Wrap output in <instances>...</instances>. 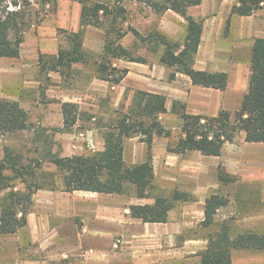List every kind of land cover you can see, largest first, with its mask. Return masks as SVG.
I'll list each match as a JSON object with an SVG mask.
<instances>
[{
  "label": "crops",
  "instance_id": "crops-1",
  "mask_svg": "<svg viewBox=\"0 0 264 264\" xmlns=\"http://www.w3.org/2000/svg\"><path fill=\"white\" fill-rule=\"evenodd\" d=\"M93 1L109 4L117 0ZM236 3L237 0H201L199 4L188 8L189 15L201 20L200 41L192 66L197 70L226 72L227 85L224 90L194 85L189 77L178 72L173 79H169L172 68L159 62L163 47L159 46L156 51L150 50L147 48V40L141 43V48L137 52L145 58V62L113 59V65L127 68V73L119 84L111 85L105 80L97 79L96 66L92 62L72 64L69 78H63L54 71L45 72L46 76L52 81L62 82L69 79L73 82L70 88L66 87L67 89L60 90L56 94L61 104L67 101L82 102V98L90 93L89 90L97 87L100 91L109 89L113 93L110 99L118 102L124 97L127 87L131 86L127 99L129 102L126 106L130 104L135 90L140 89L163 94L166 97L168 111L174 100L185 103L186 112L192 114L212 116L220 109L237 110L247 90L254 39L264 38V8L254 10L247 15L231 14V7ZM144 6L146 11L141 17L143 22L148 23L150 20L155 22L153 29L171 40L184 38L185 20L182 16L172 10L157 14L149 5ZM80 8V4L75 0H58V8L52 19L46 18L41 26V28L46 24L53 26L49 33L41 32L34 39L31 35H27L20 45L17 57H0V97L16 101L22 108L31 106L40 114L35 120L41 125L50 123L46 115V106L51 108L52 102L47 98L53 94L50 89L43 93L44 96L33 92L39 98L34 101L27 93L28 89L34 90L35 84L39 83L37 76L42 73L38 55L39 52L46 54L57 52L56 28L71 31L80 29ZM127 11L129 16L133 15V12ZM130 28L136 29L139 33L143 32L141 27L133 22L130 23ZM84 33L85 50L101 52L105 31L87 26ZM91 37L98 45L95 48L87 45ZM135 41L139 40L127 30L119 42L128 48ZM90 74L93 78L89 82L80 78V75ZM59 108L62 115L61 106ZM79 124L80 120L76 117L73 125ZM172 137L175 138L173 134L170 137H153L151 161L154 163L152 164L154 178L157 175L155 165H159L162 171L159 174L162 178L178 183V190L192 192L195 198L176 202L174 204L176 207L173 206L168 211L166 222H143L130 216L129 205L152 204L156 196L149 194V196L137 197L133 185H127L126 190L120 194L84 190L66 192L60 190L61 188L39 189L33 194V209L26 216V225L16 233L0 234V239L10 238L14 234L20 238L18 232L27 229L31 237V239L26 238L28 242H32L31 256L25 250L22 235L20 244L15 246L14 264H46L62 259L68 260L69 256L79 254L81 260L77 264H187L188 262L184 263L183 244L180 247L173 246L169 250L170 255L163 245L170 240L174 241L187 224L194 220L196 222L203 220L204 200L207 194L200 195V192L219 188L221 182L217 174L219 164L227 174L241 176V181L255 182L245 183L246 185L241 183L236 187H233L232 183L228 185L230 190L239 191L240 203H249L253 198L257 205L264 202V142H245L242 133H239L238 141L233 139L232 142L223 144L219 156H207L196 150L183 153L167 151V146L173 142ZM95 141L98 149H102L103 141ZM188 154H191L198 163L201 161L202 165L192 167L186 166L188 163L181 164V158ZM146 155L147 145L139 139V136L125 140L123 160L126 165L141 163ZM2 156L3 150L0 148V158ZM250 162L258 164L256 167H244ZM244 176L247 178L244 179ZM251 191L261 192V197L251 196ZM232 201L233 196L230 194L229 202ZM77 217L82 222L80 230L76 227ZM262 221H264V212L259 211L252 222L257 224ZM116 240L121 241L118 247L113 245ZM35 242L38 243L34 247ZM40 248L44 252L42 260H39L34 253L39 252ZM199 261L200 259L197 264ZM68 263L69 261L66 264Z\"/></svg>",
  "mask_w": 264,
  "mask_h": 264
},
{
  "label": "trees",
  "instance_id": "trees-1",
  "mask_svg": "<svg viewBox=\"0 0 264 264\" xmlns=\"http://www.w3.org/2000/svg\"><path fill=\"white\" fill-rule=\"evenodd\" d=\"M81 8L79 14L80 29L69 31L57 28L63 35L66 45H59L55 54L39 52L40 72H58L63 78L70 75L74 63H90V55L83 49V32L86 26L103 27L105 37L99 57L92 61L96 66V76L119 84L127 73V68L113 65V59L145 62V58L135 55L120 44V39L130 30L141 41L147 40V48L155 51L162 46L159 62L171 67L169 79L182 73L189 77L194 85L224 90L227 85L226 72H209L193 68L194 56L200 41L201 21L188 14V8L201 0H147L156 12L172 10L186 21L183 39L171 40L159 32L149 33L146 37L134 29H121L117 18L124 11L118 1L104 4L93 0H75ZM18 1L0 0V57H17L27 29L33 22L30 14ZM264 8V0H237L230 13L247 15L254 10ZM123 18V17H122ZM122 20V19H121ZM120 20V21H121ZM76 104L63 102L61 112L63 127H71L76 120ZM168 112L166 97L160 93L136 90L125 110H117V116L104 127L103 146L91 153L59 156L50 150L44 151L39 159L31 158L24 163L16 158L12 148L3 145L0 158V234H13L26 225V216L33 207V194L39 189H57L52 173L42 172V180L35 179L39 162L52 164L62 175L63 186L60 190L72 192L84 190L105 194H120L127 185L135 187L137 197L149 196L153 184L151 145L154 136L170 137L171 130L159 123V116ZM169 112L177 115L182 123L176 134L174 145H168L167 151L183 153L196 150L203 155L219 156L225 142H232L242 133L245 142H264V38L254 39L250 74L247 90L243 95L239 109L228 111L220 109L216 115L192 114L186 112L185 103L172 101ZM29 129L26 111L16 101L0 97V134H10ZM139 136L147 145L144 161L126 165L123 160L126 139ZM37 164H34V162ZM9 171L10 173H8ZM218 179L223 183L233 181L223 167L217 166ZM23 185L18 188L17 184ZM193 197L186 192L174 189L167 196H154L152 204H131L129 214L143 222H166L168 211L178 201H190ZM228 199L218 193H211L204 200L203 228L214 224L216 210L226 205ZM207 243L199 252V264H232L234 250H264V233L255 231L238 232L231 237L229 226L222 223L214 232L205 237ZM60 260L59 264H66Z\"/></svg>",
  "mask_w": 264,
  "mask_h": 264
},
{
  "label": "rangeland",
  "instance_id": "rangeland-1",
  "mask_svg": "<svg viewBox=\"0 0 264 264\" xmlns=\"http://www.w3.org/2000/svg\"><path fill=\"white\" fill-rule=\"evenodd\" d=\"M9 1H13V0H9ZM16 1H18L19 5L22 8L25 7L24 10L26 12V15L30 14L32 16L33 22H35V20L38 21L40 20L37 24L34 23L27 29V31L24 34L23 40H25V36L27 35H31L32 39H34V37H37L39 33L44 32L47 34L52 30L53 26L51 25L46 24L44 28H41V26H43V22L46 18L52 19V15L55 14L58 8V0H16ZM117 1L119 3L118 5L122 6L124 9V11L117 18L118 27L125 30L127 28H130V23L133 22L139 27H141L143 32H141L140 35L144 37H146L149 33L157 32L155 29H153V23L155 22H152L150 20V22L147 23L141 20V17L145 15L146 9L144 5H148V3L146 2L147 0H117ZM127 10L133 12V15L129 16ZM108 21L109 19H105L103 23L104 28L108 25ZM94 28H98V27H94ZM100 28L101 30H104L103 27ZM185 32H186V21H185ZM56 34L58 36L57 47H59V45H66L67 43L64 41L63 35L57 33V28H56ZM84 37H85V33L83 32V43H84ZM136 39L139 41L137 42L135 41L131 43L128 49H130L133 54L138 55L137 52L140 50L141 48L140 46L141 43H143V41H141L140 38H136ZM87 45L93 48L98 46L95 44L92 37L87 41ZM158 48L159 47H157L156 50H158ZM83 49L85 50L84 47ZM85 51L90 55L91 62L96 60L99 57V54L101 53V52L88 51V50ZM95 77L99 79L96 76V72H95ZM37 78L39 80V83L35 84L34 90L32 89V91H30L28 89L27 93H29L30 99L32 98L34 101H36L39 100V98L36 96V94H33V92L36 93L38 92L40 93L41 96L42 95L44 96L43 93H45L46 90L50 89L52 91L51 93L53 94V96L47 98L48 100H50V102H52L50 104L51 108H48V106H46L47 107L46 115H48L49 117L48 119L50 120L49 121L50 123H47L46 125H41L40 123H37L35 119L38 118L40 114H38V112H35L31 108V106L29 107L26 106L27 108H23V109L27 113V121L29 123V129L24 131H19L16 133L0 134V148L3 150V145L10 146L14 154L16 155V158L20 159V161L24 163L28 162V160H30L31 158L39 159L40 157H42L43 152L47 150L55 152L59 156H70L72 154L93 152L87 147V140L88 139L97 140L98 142H100L99 140L103 141L102 132L104 131L105 125H107L111 120L115 119V117L117 116L116 113L117 110H125L127 108L126 103L129 102V100L127 99L130 94L129 89H131V86L127 87L128 90H126V92L124 93V97L118 102H116L115 99H110L111 94L113 93H111L109 89L100 91L99 88L97 87L93 90H89L90 93L88 94V96L82 98L83 100L82 102H78V103L70 102L77 105L73 111H76V117L80 120V124L77 126L72 125L69 128H65L63 127V123H62L63 117L60 113V108H59L61 106V101L59 97L56 98V94H58L60 90L70 88L73 82L69 79H65L64 81L62 80V82L52 81L51 78L49 79L46 76L45 72L39 73V76H37ZM80 78H82V80L87 79V81L89 82L92 80L93 77L90 74L89 76L80 75ZM61 85H63V87H61ZM74 85H76V83H74ZM78 107H80L79 110ZM41 114L44 115L43 113ZM159 123L162 127L170 129L175 137L178 131L180 130L182 121L177 117V115L168 111L159 116ZM80 133H83L84 136H81ZM237 135L234 137V139H236L235 141H238L237 139H239L237 138ZM172 139L173 142L169 143L171 146L175 144L176 137L175 138L172 137ZM182 163L185 164L188 163L186 166H192V167L199 164L202 165L201 161L199 163L195 161L194 157H192L191 154H188V156H183V158H181V164ZM34 164H37V162L35 161ZM39 164L40 167L36 169L38 175H36L35 179H38L40 181L42 180L40 176L41 171L52 173V176H49L48 180L55 181L57 189L62 188L63 181L60 172H58L55 169V167L50 163L39 162ZM152 164H154L153 161ZM257 164H258L257 162L254 163L250 162L249 164H246L244 167H256ZM155 166H156L155 169L157 171V175L153 180V184L150 188L149 193L151 195L167 196L174 189H178V185H177L178 183L175 182L172 183L171 181L162 178L159 174L160 172H162L161 166L159 165H155ZM7 172L10 173L9 171ZM230 177L233 178V181L228 182L226 184L220 182V185L218 186L219 188H210L207 192L205 190L200 192V195L207 194V196H209L211 193H218L219 195H222L223 197L228 199L226 205L216 210V213L214 215V224L209 228H203L200 224L201 222H196L195 220L194 222L187 224V226H185V228L180 233L177 234V237L175 238L174 241L170 240L168 243L163 245L165 246V250L167 251L168 255L171 254L169 250L173 246L180 247L183 244L185 247L183 249L184 263L188 262L187 264H197L198 259H200L199 252L202 249H204L207 243V240L205 239L206 235L208 233L214 232L217 229H219L222 223H226L229 226L231 237H233L238 232H245V231H255V232L264 233V221L258 222L257 224L252 222L257 212L259 211L264 212V202H262L260 205H257L256 201L253 198V201L249 203L247 202L240 203L239 191L237 190L236 192H234V190H230L228 185L232 183L233 187H236L238 185H241V183L245 184L249 182H247L246 180L241 181V176L238 175H230ZM243 178L246 179L247 176H244ZM253 183L255 182H251L249 184H253ZM224 185H227V187L225 188ZM17 187L22 188L23 185L18 183ZM188 193L191 195V197L195 198V194H193L192 192H188ZM230 194H232L233 196V201L231 203L229 202ZM252 195L253 197L255 195L261 197V192L253 193L251 191V196ZM175 207L176 206H174V208ZM174 211L175 213H177L175 209ZM81 224L82 222L80 218L77 217L76 227L78 230L81 229ZM18 234L20 238H17V236L14 234L10 238L0 239V264H14L15 246L16 244L17 245L20 244L19 241H21L22 235L24 237L23 243L25 246V250H27L28 255L31 256L30 246L32 242H28L26 240V238L31 239L29 233L27 232V229L20 230ZM191 238H194V240H191ZM37 243L38 242L34 243V247L37 245ZM41 250L42 248H40L39 252L38 251L34 252L35 256H37L39 260H42V256L44 253ZM67 259H68L67 261H69L68 264H77L81 260V254L69 256V258ZM59 262L60 261L48 262L46 264H59ZM232 264H264V250H257V251L234 250L232 253Z\"/></svg>",
  "mask_w": 264,
  "mask_h": 264
},
{
  "label": "built area",
  "instance_id": "built-area-1",
  "mask_svg": "<svg viewBox=\"0 0 264 264\" xmlns=\"http://www.w3.org/2000/svg\"><path fill=\"white\" fill-rule=\"evenodd\" d=\"M80 135L81 136H84V134L83 133H80ZM87 147L90 149V150H92V151H95V150H98V147H97V145H96V141L95 140H87ZM121 241H119V240H116L115 242H114V247H118V245H119V243H120Z\"/></svg>",
  "mask_w": 264,
  "mask_h": 264
}]
</instances>
